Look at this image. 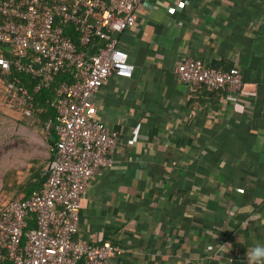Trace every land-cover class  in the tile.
Returning a JSON list of instances; mask_svg holds the SVG:
<instances>
[{
	"label": "crops",
	"instance_id": "obj_1",
	"mask_svg": "<svg viewBox=\"0 0 264 264\" xmlns=\"http://www.w3.org/2000/svg\"><path fill=\"white\" fill-rule=\"evenodd\" d=\"M118 47L134 72L96 96L119 141L85 189L78 237L121 247L108 264H253L247 251L264 245V0H145ZM187 58L237 68L241 89L191 92L176 72ZM32 168L5 195L41 188Z\"/></svg>",
	"mask_w": 264,
	"mask_h": 264
},
{
	"label": "built area",
	"instance_id": "obj_2",
	"mask_svg": "<svg viewBox=\"0 0 264 264\" xmlns=\"http://www.w3.org/2000/svg\"><path fill=\"white\" fill-rule=\"evenodd\" d=\"M143 1L0 0V106L32 119L53 142L43 186L0 205V264H108L122 253L78 232L85 189L113 166L119 141L96 117L95 99L110 77L133 75L118 41L136 26ZM176 72L191 92L200 85L227 92L242 87L234 67L187 58ZM30 217L34 227L25 232Z\"/></svg>",
	"mask_w": 264,
	"mask_h": 264
},
{
	"label": "rangeland",
	"instance_id": "obj_3",
	"mask_svg": "<svg viewBox=\"0 0 264 264\" xmlns=\"http://www.w3.org/2000/svg\"><path fill=\"white\" fill-rule=\"evenodd\" d=\"M1 111L3 113H0V205L10 197L5 195L7 185L16 184L28 167H33V170L39 172L43 170L44 165L41 161L47 147V138L40 128L30 127L20 122L22 120H18L21 118L9 116ZM18 196L14 195L15 198H19Z\"/></svg>",
	"mask_w": 264,
	"mask_h": 264
},
{
	"label": "trees",
	"instance_id": "obj_4",
	"mask_svg": "<svg viewBox=\"0 0 264 264\" xmlns=\"http://www.w3.org/2000/svg\"><path fill=\"white\" fill-rule=\"evenodd\" d=\"M75 41H76V39H74ZM213 67H216V68H223V69H229L230 67L228 66V67H223L222 65H221V67L220 66H218V65H213ZM60 79H62V77H59ZM200 87L201 88H204V89H206V90H208V91H210V92H223V91H215V90H213V89H210V88H208V87H206V86H204V85H200ZM45 94H49V92H45ZM43 104V101H37V105H42ZM0 113H3L2 111H1V109H0ZM47 117V115H43L42 116V118H46ZM18 120H22V121H20V122H22V123H24V124H26V125H29L30 127H38V128H40L39 126H35L34 124H33V120L32 119H30V118H21V119H18ZM53 142L51 141V144H52ZM40 177L39 178H41V179H43V180H46V175H45V173H43L42 174V172L40 171L39 172V174H38ZM27 198V197H26ZM17 199H20V200H23V199H25V197H19V198H17ZM32 217H30V219H31ZM29 219V225L25 228V232H27V231H29L31 228H33L34 227V223H33V221H32V219L30 220Z\"/></svg>",
	"mask_w": 264,
	"mask_h": 264
},
{
	"label": "clouds",
	"instance_id": "obj_5",
	"mask_svg": "<svg viewBox=\"0 0 264 264\" xmlns=\"http://www.w3.org/2000/svg\"><path fill=\"white\" fill-rule=\"evenodd\" d=\"M247 256L251 257L253 264H264V245L258 244L247 251Z\"/></svg>",
	"mask_w": 264,
	"mask_h": 264
}]
</instances>
